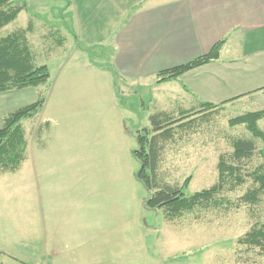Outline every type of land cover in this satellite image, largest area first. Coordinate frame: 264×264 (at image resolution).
<instances>
[{
  "label": "rangeland",
  "instance_id": "obj_1",
  "mask_svg": "<svg viewBox=\"0 0 264 264\" xmlns=\"http://www.w3.org/2000/svg\"><path fill=\"white\" fill-rule=\"evenodd\" d=\"M14 1L25 8L0 33L31 22L27 38L34 63L46 66L49 78L35 88L0 94V127L4 116L45 99L35 118L21 122L28 142L21 169L0 177V243L8 246L19 237L20 249L31 253L23 264H41L47 262V239L63 250L64 226L66 238L79 233L67 246L89 251L99 264H264L257 249L238 244L253 225L264 223V197L254 211L240 203L174 222L146 207L149 192L135 177L141 167L133 154L137 137L153 128L151 117L161 108L173 120L180 114L173 105L151 103L153 80L136 91L117 77L113 38L123 11L136 0ZM236 97L203 121L174 131L160 155L163 182L181 186L191 178L187 196L216 183L219 157L232 153L234 138H250L228 121L264 110V89ZM258 124L264 132V119ZM255 145L245 162L248 172L260 163L262 143ZM249 187L247 181L225 195L236 204Z\"/></svg>",
  "mask_w": 264,
  "mask_h": 264
},
{
  "label": "crops",
  "instance_id": "obj_2",
  "mask_svg": "<svg viewBox=\"0 0 264 264\" xmlns=\"http://www.w3.org/2000/svg\"><path fill=\"white\" fill-rule=\"evenodd\" d=\"M136 3L123 11L116 27L113 64L119 80L136 91L150 87L149 83L154 81L152 104L173 105L177 109L172 112L180 114L192 112L189 108L199 107L200 103L217 105L239 94L264 89V0H136ZM223 40L218 59L176 80L157 83L159 72L206 55ZM78 236L77 232L66 238L63 226V250H57L55 241L47 239L44 248L47 262L41 264H99L89 251L67 246L79 240ZM14 238L8 246L0 243V264L12 263L6 257L17 261L15 264L30 263L31 253L21 250L19 237Z\"/></svg>",
  "mask_w": 264,
  "mask_h": 264
},
{
  "label": "trees",
  "instance_id": "obj_3",
  "mask_svg": "<svg viewBox=\"0 0 264 264\" xmlns=\"http://www.w3.org/2000/svg\"><path fill=\"white\" fill-rule=\"evenodd\" d=\"M25 8L14 0H0V32L13 23ZM33 26L29 22L25 29H19L2 36L0 33V94L14 90L35 88L44 85L48 78L46 66L34 63L28 34ZM57 32V31H56ZM58 39L57 44H61ZM64 43V39H63ZM225 41L213 46L210 52L191 62L163 70L157 74V83L176 80L185 73L202 67L218 59ZM236 99V98H235ZM235 99L221 104L200 103L199 112H181L180 118L173 120L167 112H160L151 117L153 128L146 130V135L137 137L139 150L133 152L141 167L135 177L149 192L146 207L159 209L167 222H174L187 214L200 211L230 209L237 204L249 206L251 211L264 197V132L259 122L264 119V110L245 113L228 121L230 128L243 127L250 138H234L231 142L232 153L221 155L217 163V181L211 187L192 195H186L191 178L181 186H173L162 181L158 176V165L164 144L173 140L174 131L195 125L203 121L212 112L223 110V107ZM45 99L9 113L2 119L0 127V176L17 173L26 160L28 142L21 122L35 118L44 108ZM189 114V115H186ZM186 118H189L187 120ZM262 143L257 151L260 163L251 171L245 168V162L251 161L256 152L255 141ZM250 181V187L239 198L236 204L230 202L225 194L233 193ZM238 244L250 249H257L264 256V223L258 222L238 240Z\"/></svg>",
  "mask_w": 264,
  "mask_h": 264
}]
</instances>
